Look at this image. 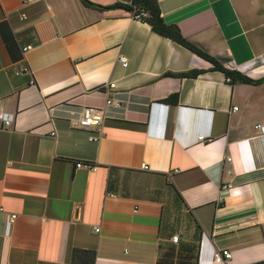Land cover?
<instances>
[{
  "label": "crops",
  "instance_id": "1",
  "mask_svg": "<svg viewBox=\"0 0 264 264\" xmlns=\"http://www.w3.org/2000/svg\"><path fill=\"white\" fill-rule=\"evenodd\" d=\"M158 2L196 47L264 80V0ZM133 12L0 0V114L16 117L0 128V264H264V82L232 83ZM86 107L106 109L98 141Z\"/></svg>",
  "mask_w": 264,
  "mask_h": 264
},
{
  "label": "trees",
  "instance_id": "2",
  "mask_svg": "<svg viewBox=\"0 0 264 264\" xmlns=\"http://www.w3.org/2000/svg\"><path fill=\"white\" fill-rule=\"evenodd\" d=\"M86 4L93 6V7H99L106 10H112L115 8H124L128 11H135L138 10H144L147 13V16L144 18L153 28L155 32L160 34L161 36L170 38L177 42L178 44L182 45L183 47L191 50L195 54L199 55L200 57L206 59L210 63L213 64V68L216 71H221L226 75V77L232 82V83H245V84H251V85H259L264 82V80H253L249 78L248 76L242 74L239 71L231 70L224 66L219 60L212 57L211 55L203 52L201 49L196 47L194 44H192L190 41H188L182 34L180 28L176 25H168L163 16L162 11L159 5L158 0H140L134 3L133 6H111V7H102L98 6L96 4L91 3L88 0H84ZM136 7V8H135ZM198 73H191V76H196ZM189 75V74H188ZM177 76V75H176ZM77 253H87L86 251H77Z\"/></svg>",
  "mask_w": 264,
  "mask_h": 264
},
{
  "label": "built area",
  "instance_id": "3",
  "mask_svg": "<svg viewBox=\"0 0 264 264\" xmlns=\"http://www.w3.org/2000/svg\"><path fill=\"white\" fill-rule=\"evenodd\" d=\"M147 16V13L144 10H138L136 9L133 12L132 18L136 20H143ZM33 50L32 46H28L24 48V52H29ZM120 62L122 63L123 67L127 68L129 66V61L126 57L122 56L120 57ZM116 87L115 83L110 84V88L114 89ZM108 92L106 91V95ZM107 106L108 105H115L117 104L114 99L107 100ZM234 110H238V107H235ZM106 117V109L105 108H96V107H86L81 117L78 120V125L83 129H90L97 133V136H93L90 139L92 141H98L103 137V125ZM15 115L7 114V113H1L0 114V128L2 129H10L12 128L14 122H15ZM256 128L260 130L261 134H264V126L263 125H257ZM199 140H208L207 136L205 135H198ZM230 161V158L228 159ZM82 166H88L92 167L86 164H78V167ZM93 169H96V167H92ZM146 165H144V169H146ZM229 188V187H224ZM17 219V215L11 216V222L14 223ZM97 232L100 231L99 228L96 229ZM181 239L180 235H176L173 237L174 242H178ZM232 253L229 250H222V251H216L214 253V261L216 263H226L232 259Z\"/></svg>",
  "mask_w": 264,
  "mask_h": 264
}]
</instances>
